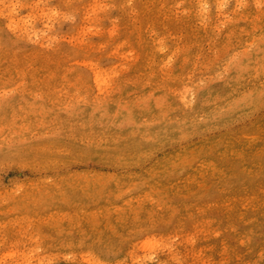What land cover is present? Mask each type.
<instances>
[{
	"label": "rangeland",
	"instance_id": "rangeland-1",
	"mask_svg": "<svg viewBox=\"0 0 264 264\" xmlns=\"http://www.w3.org/2000/svg\"><path fill=\"white\" fill-rule=\"evenodd\" d=\"M0 264H264V0H0Z\"/></svg>",
	"mask_w": 264,
	"mask_h": 264
}]
</instances>
